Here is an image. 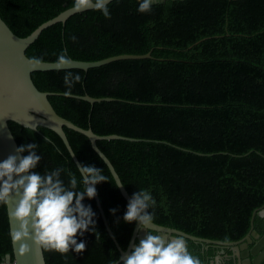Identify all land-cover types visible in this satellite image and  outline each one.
I'll return each mask as SVG.
<instances>
[{"label": "trees", "instance_id": "16d2710c", "mask_svg": "<svg viewBox=\"0 0 264 264\" xmlns=\"http://www.w3.org/2000/svg\"><path fill=\"white\" fill-rule=\"evenodd\" d=\"M139 0L109 2L110 17L89 9L44 29L26 50L31 59L98 61L146 54L92 67L35 71L34 83L53 92L57 113L98 135L140 139L99 140L130 195L151 192L153 222L189 234L238 241L264 206V0H165L138 12ZM73 7V0H0V15L18 36ZM79 75L70 94L67 73ZM110 97L91 103L81 96ZM18 142H35L42 154L36 171L57 167L80 174L59 134L10 121ZM81 163L102 169L96 185L109 225L127 249L136 222H124L127 200L89 137L64 127ZM96 231L86 232L82 252L44 250L47 264H110L120 251L109 235L95 198ZM116 208L115 214L109 209ZM264 232L256 216L254 229ZM153 234L155 232L151 231ZM7 205H0V263L13 257ZM191 254L208 264L216 247L188 240Z\"/></svg>", "mask_w": 264, "mask_h": 264}, {"label": "clouds", "instance_id": "9594fccd", "mask_svg": "<svg viewBox=\"0 0 264 264\" xmlns=\"http://www.w3.org/2000/svg\"><path fill=\"white\" fill-rule=\"evenodd\" d=\"M110 0H73L77 11L93 8L108 18ZM153 0H139L137 11L151 10ZM39 62V59L36 60ZM70 58L61 54L58 65H67ZM79 75L67 73L64 83L67 86L65 95L70 94L73 82L79 81ZM36 129L33 125V130ZM75 155V153L73 154ZM42 154H38V144L23 143L15 148V154H9L0 160V205H8L13 195L18 197L11 212L18 227L9 235L14 243L22 245L23 241L32 240L47 251L60 254L82 252L85 249L86 232H95L96 212L85 198L91 200L97 194L96 185L106 181L102 169L94 165L79 163L76 165L80 174V187L75 174L67 172V184L61 178L64 168L57 167L43 173L36 171ZM118 184L115 187H122ZM156 204L151 192L139 189L132 193L123 214L124 222H136L139 230L146 234L132 246L130 252L124 253L110 261V264H201L193 256L183 236L153 234L150 229L154 216L150 208ZM109 211L116 213V208Z\"/></svg>", "mask_w": 264, "mask_h": 264}, {"label": "water", "instance_id": "95a60500", "mask_svg": "<svg viewBox=\"0 0 264 264\" xmlns=\"http://www.w3.org/2000/svg\"><path fill=\"white\" fill-rule=\"evenodd\" d=\"M111 1L113 0H110V2ZM164 1L165 0H153V3H163ZM89 9L93 8H87L82 11H77L74 7L68 8L53 19L41 24L31 34L25 37L18 36L14 33L0 15V160L5 159L9 154H15V148L19 146L9 125L10 121H14L31 129H33V125H35L36 129H38V126H45L53 129L64 141L75 163L79 164L81 162L74 152L64 130V127H68L89 137L93 149L106 163L118 185L123 182L115 166L107 155L99 148L97 142L99 140L111 139H124L130 141H139L140 139L117 134L98 135L92 129H84L72 121L60 116L49 100V95H52L53 92L41 91L34 83L32 73L35 71L72 68L88 70L89 68L98 67L118 59L151 57V53L122 54L98 61L70 59V63L67 65H58L57 61L39 60V62H36V60L31 59L26 54L27 48L39 38L44 29L55 23L65 22L75 13ZM81 97L91 103L112 100L110 97L95 98L89 95ZM74 153L75 155H73ZM118 188L128 202L131 195L125 185ZM94 198L101 212L107 231L119 249L120 255L130 252L132 246L146 234L145 230H139L136 223L130 243L127 249L124 250L109 225L98 192ZM16 200H18V197L13 195L7 205L10 231L18 227L17 222L11 216ZM256 216H260L264 219V207L253 212L250 231L241 241L227 242L202 238L155 222L149 226V231H153L155 234L168 236L180 235L195 242L231 246L232 250H234L236 264H264V235L261 236V234L254 229V220ZM23 242L27 244V248L26 250L21 251L22 245L18 242L14 243L12 241L14 259L12 260L11 254H7L5 261L0 264H47L44 250L39 244L30 239Z\"/></svg>", "mask_w": 264, "mask_h": 264}, {"label": "flooded vegetation", "instance_id": "af4514ba", "mask_svg": "<svg viewBox=\"0 0 264 264\" xmlns=\"http://www.w3.org/2000/svg\"><path fill=\"white\" fill-rule=\"evenodd\" d=\"M264 207V206H263ZM256 231H258V233L261 234V236L264 235V232L261 233V228L259 230L255 229ZM186 241V244L188 246V250L190 251V253H192L191 251V245L189 243L188 240L190 239H186L184 238ZM243 239V238H242ZM242 239L238 240L241 241ZM193 241V240H192ZM230 242V241H228ZM202 243V242H201ZM241 245V243H240ZM211 247H216V253L215 256L213 257V259H210L208 264H217V261H219V264H236L235 262V255H234V250H232L231 246H222V245H216V244H212V243H202V251H208Z\"/></svg>", "mask_w": 264, "mask_h": 264}, {"label": "crops", "instance_id": "0c3cea01", "mask_svg": "<svg viewBox=\"0 0 264 264\" xmlns=\"http://www.w3.org/2000/svg\"><path fill=\"white\" fill-rule=\"evenodd\" d=\"M220 262L219 261H217V264H219Z\"/></svg>", "mask_w": 264, "mask_h": 264}]
</instances>
